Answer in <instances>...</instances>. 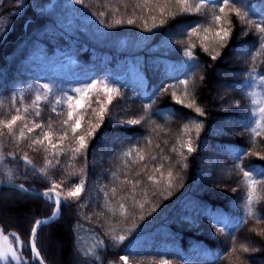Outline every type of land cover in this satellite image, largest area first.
Listing matches in <instances>:
<instances>
[{"label": "trees", "instance_id": "obj_1", "mask_svg": "<svg viewBox=\"0 0 264 264\" xmlns=\"http://www.w3.org/2000/svg\"><path fill=\"white\" fill-rule=\"evenodd\" d=\"M259 1L245 0L249 19L259 20L264 15L256 12ZM159 3L167 8L163 16L157 0L146 6L143 0H0V120L10 119L16 108L25 115L24 107L31 105L38 91L54 102L64 92L71 95L72 89L95 80L106 81L120 93L108 106L96 135L86 138L87 148L79 155L71 151L77 144L70 130L62 145L65 154L59 156H54L50 147L46 152L39 145L29 146L40 130L18 140L22 122L15 126V136L6 129L0 134V182L13 180L46 189L51 187L49 181H54L66 192L85 180L80 198L62 203L59 219L38 230L37 247L47 264L55 263L51 257L54 245L47 244L46 236L57 244L64 264H122L121 255H128L129 261L153 255L169 264H258L264 259V237L252 231L264 228V183L257 185L260 199L254 196L253 215L249 217L248 185L235 168L241 162L237 153L244 149L264 154V117L259 112L264 107V85L258 79L264 75L261 34L229 14L231 24L224 22V26L231 28V37L226 47H220L211 33L208 41L201 39L203 28L219 27L205 10L173 19L168 12L176 9L164 5L163 0ZM102 12L106 15H100ZM116 19L124 23L116 25ZM128 19L135 22L128 24ZM161 19L167 21L162 26ZM153 23L157 27H152ZM197 24L202 26L199 37H188L186 33ZM242 31L248 34L242 35ZM189 42L196 45L191 60L183 52ZM217 52L220 55L212 59ZM254 55L257 74L249 77L247 70L253 66ZM222 68L230 74L224 81L233 87L231 97H224L231 104L223 106L214 100L215 87L221 81L217 73ZM184 80L187 86L180 83ZM45 83L52 89L50 94L40 88ZM165 87L167 92L162 91ZM150 88L154 92L147 96ZM40 107L39 118L29 109V126L33 119L46 125L51 117L58 137L66 107L58 106L63 107L61 116L51 113L48 102H41ZM197 107L203 115L196 112ZM89 118L90 110L76 135L88 130ZM231 118L238 120L237 133H217L218 122ZM132 119L141 122L124 123ZM257 124L262 135L252 143L249 129ZM106 139H112L111 147L98 163L97 149ZM189 141L193 152L185 146ZM208 144L220 148L216 163L230 171L225 180L228 187L219 192L209 182L205 184L198 173ZM129 150L132 155L126 156ZM25 154L31 165L21 159ZM243 164L254 179L264 181L259 174L264 160L248 155ZM34 169H45L48 179ZM73 172L77 174L72 176ZM229 186H235L236 191ZM7 194L24 201L5 206ZM54 206L47 199L4 188L0 191V229L5 235L16 233L27 241L35 221L49 216ZM9 217L25 227L10 222ZM258 217L260 224L256 223ZM113 235L126 239L117 243ZM247 237L254 242L249 243ZM101 240L103 245L98 246ZM233 244L235 253L231 251ZM241 244L250 251L242 252ZM22 254L32 261L28 249Z\"/></svg>", "mask_w": 264, "mask_h": 264}, {"label": "snow or ice", "instance_id": "obj_2", "mask_svg": "<svg viewBox=\"0 0 264 264\" xmlns=\"http://www.w3.org/2000/svg\"><path fill=\"white\" fill-rule=\"evenodd\" d=\"M151 0H143L144 5L146 6L150 3ZM77 3H83V0H77ZM164 5L173 6L176 11L168 12L170 18H175L178 15L184 14H198L201 13L202 10H205L208 14H210L211 21L219 25L218 28L213 30L211 27L203 28L202 26L197 24L195 27H192L191 30L186 33L188 37L197 36L199 37L201 29L205 33V35L201 38L202 41L209 40V33H211V38L220 46L226 47L227 42L231 37V28L225 27L224 22L231 24V20L228 19L229 14H232L238 17L243 23L247 24L249 28L255 29L257 33H260L259 36V47L264 48V15H261L259 20L249 19V9L246 6L245 0H163ZM237 4H240L241 7H237ZM140 4H137L136 7H140ZM157 6L159 7L160 14L163 16L167 11V8L161 6L159 0H157ZM227 10V11H226ZM100 15H106V13H100ZM155 20V17L152 18ZM135 21L133 19H128V24H133ZM167 21L165 19L160 20V25H164ZM116 25L124 23L121 19H116L114 21ZM146 24V22H145ZM147 26V25H146ZM152 27H157L155 23H153ZM247 31H242V35H247ZM178 43H182L179 41ZM196 47L195 44L189 42L188 46L183 48L184 54L191 60L194 59V52L193 49ZM204 51H209L207 45L204 46ZM220 53L217 52L212 59H216ZM253 66L247 70V74L249 77L257 74V68L255 66V55L252 57ZM259 82L264 85V75H258ZM181 84L187 86L188 81H180ZM173 87V86H169ZM40 88L46 90L47 93H51V87L45 83L40 85ZM162 91L167 92L168 88L165 87ZM71 95L67 92H64L62 96L56 97L54 102L49 101L48 95H41L38 91L34 100L32 101L31 105L24 107L23 112L25 115H21V109L16 108L15 115H12L10 119L7 120H0V134H2V130L6 129L9 135L15 136L14 128L17 126L18 122H22V125L19 127V136L17 137L18 140H23L28 138L26 134H32L36 132V130H40L39 133L32 139L30 147L33 146H41L44 147V150L47 152L48 148L50 147L53 152L54 156H59L65 154V149L62 147L64 141L68 139V132L69 130L75 137V141L77 147L71 149L73 153L79 155L81 151L87 148V137H94L97 133V130L101 128L104 123L106 113L108 112V106L112 104L113 100L116 96L120 95L119 89L115 87H110L106 81H91L86 82L82 87H77L71 90ZM93 95L95 96V100H93ZM173 97H176V93L173 91ZM103 96V98H101ZM41 102H48L51 104V113L61 116L64 115L63 107H66V118L60 121L61 134L56 137L54 135L53 130V123L51 117L47 124L43 121L36 122V119L31 121V126H29L28 116L27 113L31 108L34 111V117L39 118L41 117ZM182 103V101H178ZM13 103H15V98H13ZM255 104L256 102L253 101ZM95 104V106H93ZM239 101H237V105ZM58 106H63L58 108ZM149 105H145V108H149ZM188 107H192L191 104ZM90 110V118L88 119V130L83 135H76L78 131L82 128V123L85 120V116L89 115ZM196 112L203 115V112L200 108L195 109ZM259 112L261 117H264V107L259 108ZM141 121L137 119H132L128 121H124V123L135 125L139 124ZM261 127L260 124H257L256 127H252L249 129L253 134L251 142L255 143V138L262 135L261 131L259 130ZM47 128V130H45ZM197 131H199V125H197ZM56 141L55 143L53 141ZM45 145H47L45 147ZM188 152H193L195 149L191 146V141L188 142L187 145ZM59 148V151L57 149ZM175 151V149H173ZM13 155L14 154H9ZM126 156L132 155V150H129L125 153ZM248 155H255L259 157L261 160H264V154L260 152H249L247 149H244L242 152L237 153V160L241 161L240 163L235 165V168L238 169L243 173V182L248 185V192L246 194V207L247 213L246 215L251 217L253 215L252 205L255 199L258 201L260 199L259 196H256L257 192V185L264 183V181L256 180L253 178V172L251 170H246L245 165L243 164V157ZM21 159L26 162L27 164L31 165L32 161L28 158L25 154ZM140 159L143 160L144 157L141 155ZM155 159V158H153ZM46 163L51 166L52 162L47 160ZM59 161H57V164ZM186 166V165H185ZM34 167V166H33ZM254 167V166H253ZM34 171L40 172L44 174V179H48L46 175L45 169H34ZM159 171V169H157ZM77 173H71L72 176H75ZM261 176H264V170L259 173ZM139 175V173H137ZM169 184L168 186L171 187V178L172 173L169 171ZM149 180L155 181L153 176L148 177ZM51 183V187L47 188L45 191L40 193V195L46 197L49 201L55 203L56 209L53 211L52 217L49 218L53 219L56 215V212L59 211L60 206L62 203L67 204L70 200H78L81 196V193L84 191L85 180L81 179L79 183H74L71 188H69L66 192L62 190V185L56 183L54 181H49ZM16 187L23 189L24 185H16ZM115 193V189L112 190ZM236 191V189H233ZM107 195V193H105ZM121 210H124V206L121 205ZM48 220H36L35 224L31 227L30 230V237L27 241H23L20 239L19 235L16 233H10L9 235H5L3 229H0V261H7L8 264H34L35 261H39V264H43V258L41 257V253L39 248L37 247V230L38 228L48 223ZM246 222V221H245ZM262 221L258 217L256 220L257 224H260ZM223 231V229H220ZM252 231L256 232L257 236L264 237V228L256 231L252 229ZM9 236L12 237L10 241ZM112 239L119 243L123 242L126 237L124 235H113ZM103 245V240L98 241V246ZM28 249L32 255V261L30 262L25 256H23V251ZM240 249L242 252L247 253L250 251L249 247L245 244L240 245ZM231 251L235 253L237 251L235 244L231 245ZM94 255V253H91ZM96 260H99V256H94ZM240 257H237L239 260ZM119 261L122 264H129V256L128 255H121L119 257ZM158 264H169L167 260H161Z\"/></svg>", "mask_w": 264, "mask_h": 264}, {"label": "rangeland", "instance_id": "obj_3", "mask_svg": "<svg viewBox=\"0 0 264 264\" xmlns=\"http://www.w3.org/2000/svg\"><path fill=\"white\" fill-rule=\"evenodd\" d=\"M179 31L180 30H178L176 33L179 34ZM217 74L220 77L221 81H219L215 87L214 100L216 101V103L217 102L219 104L221 103L222 106L225 105V103L227 105H230L231 102L228 99H227V101H226V99H224V97L230 96L233 94V87L229 83H226L224 81L225 80L224 78L226 76L227 77L230 76V74L227 71V69H223V68L220 69ZM0 84H2V81H0ZM237 124H238V120L235 118L228 119V121H219L218 122V128L216 129L217 133L226 132L225 133L226 135L235 134V132L237 133V131H238V125ZM228 131H229V133H228ZM111 141H112V139H106L104 141V143H102L101 146L97 149V156H98L97 162L98 163L101 162V155L108 153L109 148L111 147ZM220 154H221V151L217 145L213 146L212 148H210V144L206 145L204 156L201 158L202 159L201 167H200V170L198 171L200 179H203L205 184L207 182V185L209 182V186H212V188L216 192L221 191L220 189H225V187H228L225 180L230 177V175L228 176V174L230 173L229 169H226L225 166L220 167L221 165L219 166V163H216L217 157L221 156ZM221 164H223V163H221ZM234 187L235 186H229V188H232V189ZM5 197H6V199L4 201L5 206L12 205L15 201L16 202L21 201L22 203L24 201V199L21 198V200H20L18 197H16V196L13 197L10 194L5 195ZM25 217L27 218V222H28L29 221L28 215H26ZM7 219H9L10 222L15 223L16 225H19V226L21 225V226L25 227V225L23 223H20V222L17 223L15 221V217H9ZM27 222H25V224ZM251 238L247 237V241L249 243L254 242V240H253L254 238H252V239ZM9 239H10V241L12 240L11 237H9ZM46 242L51 248H52V245H54V249L51 250V257H52L53 262L55 264H64L61 257H60V250L58 249L57 244L53 243L50 239H48V236H46ZM74 259L76 260L75 257H74ZM3 262L8 263L7 261H3ZM158 262H159V260L155 256L148 255V256L138 257L134 261H129V264H158ZM77 264H80V263H77ZM258 264H264V259L259 260Z\"/></svg>", "mask_w": 264, "mask_h": 264}, {"label": "water", "instance_id": "obj_4", "mask_svg": "<svg viewBox=\"0 0 264 264\" xmlns=\"http://www.w3.org/2000/svg\"><path fill=\"white\" fill-rule=\"evenodd\" d=\"M16 185H21V183H18V182H7V183H3V184H1V186H13V187H16ZM23 185H24V184H23ZM24 187H25V185H24ZM16 188H18V187H16ZM30 193H32V194H36L35 192H30ZM50 217H52V216H50ZM50 217H48V218H46V219H44V220H48L49 222H51L52 220H54V218L49 220ZM49 222H48V223H49ZM45 224H46V223H45ZM41 226H42V225H41ZM39 228H40V227H39ZM43 264H45L44 261H43Z\"/></svg>", "mask_w": 264, "mask_h": 264}, {"label": "bare ground", "instance_id": "obj_5", "mask_svg": "<svg viewBox=\"0 0 264 264\" xmlns=\"http://www.w3.org/2000/svg\"><path fill=\"white\" fill-rule=\"evenodd\" d=\"M54 221H55V220H54ZM52 222H53V221H52ZM44 225H47V223H46V224H44ZM41 227H42V226H41ZM41 227H40V228H41Z\"/></svg>", "mask_w": 264, "mask_h": 264}]
</instances>
